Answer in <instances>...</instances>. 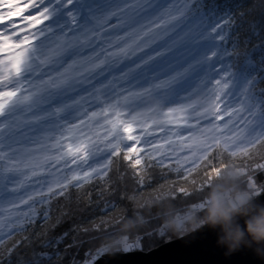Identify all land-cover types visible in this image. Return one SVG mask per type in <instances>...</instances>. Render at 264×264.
<instances>
[{"label": "snow or ice", "instance_id": "snow-or-ice-1", "mask_svg": "<svg viewBox=\"0 0 264 264\" xmlns=\"http://www.w3.org/2000/svg\"><path fill=\"white\" fill-rule=\"evenodd\" d=\"M235 7L225 0H176L177 14L161 23L166 26L175 21L172 31L183 25L179 41L164 52L142 58L134 68L122 70L119 79L126 81L132 72L172 53L171 62L165 60L149 69L153 79L161 74L165 78L140 92L112 99L125 91L113 83L117 77L112 76L99 87L93 83L97 76L110 72L108 66L116 55L103 47L96 50L98 42L93 37L100 36L96 29L115 18L117 23L110 25L112 29H130L116 40L133 37L136 29L132 25L153 8L150 0H29L23 8L16 0H0V54L6 53L0 56V241L6 230L23 226L35 215L29 201L46 203L48 194H62L73 181L79 186L107 176L111 157L119 156L122 150L124 159L131 161L139 173L143 168L137 166H142L145 158L161 165L174 159L178 171L190 162L198 167L214 149L227 151L231 157L247 156L264 143V90H253L255 83L264 80V46L245 53L233 71L230 61L238 54L229 51L228 29L232 27L230 12ZM29 8L36 9V14L23 15ZM172 10L169 8L168 13ZM14 17L22 19L17 22ZM251 35L259 33L253 29ZM140 39L136 36L132 41L136 51H143ZM132 44H126L120 53L127 57ZM87 49L91 52L85 55ZM101 54L103 58L97 60ZM253 55L260 57L259 64L253 62ZM257 72L259 79L254 76ZM193 75L200 77L199 83L208 93L203 102L192 100L187 85ZM140 76L149 83L142 72ZM216 76L219 79H214ZM87 85H92L91 91ZM81 90L94 101L90 106H98L97 111L89 113L83 107L88 100L79 94ZM146 96L158 99L147 107ZM137 102L144 104L148 113L157 112L161 104L174 106L159 111L161 119L149 122L143 112L130 111ZM73 113L86 118L69 126L66 118ZM96 126L104 129L103 135L95 130ZM68 140L72 143H65ZM25 144L36 147L25 148ZM22 151L27 160L20 158ZM34 151L41 155L32 156ZM185 151L189 154L181 156ZM222 167L212 169L205 186H210L213 173ZM256 167L264 170V163ZM85 168L88 170L82 171ZM33 169L47 172L49 179L36 181L40 188L47 184V191L25 193V199L21 189L40 175ZM248 180L250 187H256L251 177ZM179 192L188 194L184 188ZM255 194L260 195V191ZM5 202L9 207L3 206ZM20 205L28 206L27 211H20Z\"/></svg>", "mask_w": 264, "mask_h": 264}, {"label": "trees", "instance_id": "trees-1", "mask_svg": "<svg viewBox=\"0 0 264 264\" xmlns=\"http://www.w3.org/2000/svg\"><path fill=\"white\" fill-rule=\"evenodd\" d=\"M225 2L237 5L230 12L232 27L228 29L229 51L238 54L230 61L236 71V64L245 53L264 46V0ZM253 29L258 36L251 35ZM233 41L236 42L234 47ZM252 59L259 64L258 55H253ZM254 76L259 79L260 73ZM253 90H264V80L255 83ZM217 153H211L208 160L190 172L191 168L184 167L177 171L175 161L161 165L145 158L143 165L137 166L143 168L138 173L131 166L132 162L124 159L122 150L119 156L111 157L107 176L79 186L71 183L62 194H48L46 203L37 204V215L0 241V264H84L103 248L107 238L120 232L122 223L137 210L146 217V223L133 229L129 236L136 245L135 251H151L178 239L170 232L164 233L159 210L149 201L167 194L168 201L180 209L202 201L209 188L205 185L212 169L233 165L229 154ZM249 155L247 160L252 165L264 163V148ZM253 176L263 188L262 195L264 170H255ZM247 179L242 177L241 183L249 189ZM180 188L188 194L180 193Z\"/></svg>", "mask_w": 264, "mask_h": 264}, {"label": "rangeland", "instance_id": "rangeland-1", "mask_svg": "<svg viewBox=\"0 0 264 264\" xmlns=\"http://www.w3.org/2000/svg\"><path fill=\"white\" fill-rule=\"evenodd\" d=\"M16 2H19L21 7L23 8L27 3H29V0H16ZM150 3L153 4V8H151L149 10V13L146 16H143V18H138L139 19V23L138 24H134L132 25V28L136 29V33L133 37L129 38V37H125L124 40H120L117 41L116 38L119 36H124L126 31H130V29L128 28H118V29H112L110 27V25L116 24L117 21L115 18H113L112 20H109L107 24L102 25L100 28H97L96 31L100 33L99 38L97 37H93L94 41L98 42V47L96 48V50H99V47H103L106 49L107 52L109 53H116V55L114 57H112V63L108 66L110 69V72H106L104 76H97L94 80L93 83L95 84L96 87H99L101 83H107L108 79H111L112 76L117 77V79L115 81H113L114 84H117L119 86V88H123L125 91L120 92L119 96H114L112 97V99H119L123 96H126L128 92H140L143 90V88L149 87L151 83H157L160 80H163L165 77L164 75H159L158 77H156V79H153V73L149 71L150 68H154L157 66V64L161 63L162 61L165 60H169L170 61V57L172 56V53H168L167 56L164 57H158L156 61H152L150 62L148 65H144L141 69H137L136 71L132 72L128 78V80H121L120 78V74L121 71H127V69L129 68H134L136 63H140L141 59H147V57L149 55H155L156 52H164L166 51L167 48L169 47H174V42H178L180 36L183 34L181 31V28H183V25L181 26V28H175V31H172V29L175 27L176 22L173 21L172 23H169L165 26V24H162V21H167L169 19V15H176L177 12L175 11V4L176 1L174 0H150ZM147 6V5H146ZM171 8L173 9L171 11V13H168V9ZM37 12L36 9H26V11L23 13V15H35ZM143 15V14H142ZM15 21L19 22L22 17H14L13 18ZM142 25V27H141ZM157 25H160V27H157ZM23 26V25H21ZM37 27H40L39 25ZM105 29H107L105 31ZM151 29V31H149ZM144 33H148L147 35H144ZM167 33V35L165 34ZM136 36L142 37V39H140L139 41V47L143 49V51H136L137 45L136 44H132V41L136 38ZM126 44H132V48L129 50L128 52V56L125 57L123 54L120 53V49L124 48ZM109 45H111V47H109ZM145 45H148L147 47H145ZM133 51H135V55H133ZM91 52V49H87L85 51V55L89 54ZM2 55H6V53L4 54H0V56ZM103 58V54H101L100 57L97 58V60L102 59ZM171 71V70H169ZM143 73L144 77H147L149 79V83H144V79L140 76V73ZM203 75V73H201V76ZM107 77V78H106ZM132 77H136V79H133ZM199 79L200 77L193 75L192 78L189 81V88L190 91H192L193 95H192V100H195L197 102H203L206 97L208 96V93L205 89L204 86H202L199 83ZM214 79H219V76L214 77ZM89 91L92 90V85H87ZM118 90V89H117ZM106 91V90H105ZM80 95H85L86 99L88 100V103H84L83 107L88 109V112L91 113L92 111H97L98 110V106H90V105H94V101H92L91 98H88L86 93L83 92V90L80 91L79 93ZM73 96H76V93H72ZM93 95H95V93H93ZM108 95L110 96L111 93H108ZM182 95H184V93H182ZM146 101V106L147 107H151L154 105V101L156 99H158L155 96H146L145 98ZM121 104H123V100L121 99ZM146 106L144 104H140L139 102H137V104L130 109V111L133 112H143L145 114V117L149 119V122L151 121V119H161V117H159L157 115V113L161 110H166L167 107L170 106H174V105H166V104H161L157 107V112H152V113H148L146 111ZM221 108H223V105H221ZM83 109H81L82 111ZM121 111H124L123 108L120 109ZM223 113L221 112V115ZM86 117H77L76 113H73L71 116H67L66 118V123L67 125H73V124H78L80 119H85ZM109 118L111 119V115L109 116ZM128 117H121V119H127ZM225 119H227V117H225ZM64 120H61L60 123H64ZM100 123L103 124V120H100ZM220 123H223V121H220ZM95 130L98 131L101 135H103L104 133V129L99 128L98 126L95 127ZM49 131H51V129H49ZM138 134V132L136 133ZM182 135H187V132H182ZM55 135L59 136L60 132L56 131ZM64 135L69 136L71 135L70 133L65 132ZM163 135V133H157V136H161ZM162 142V141H161ZM65 143H72L71 140L65 141ZM129 143H133V142H129ZM138 147L143 146L141 145H137ZM25 148H35V145L32 144H25L24 146ZM260 148H264V143H261L259 145H257L254 149H251L249 151H255L258 150ZM219 152V154L222 152L220 149H214L211 153H217ZM227 154H229V152L224 151ZM189 153L187 151H185L184 153H181V156L184 155H188ZM32 156H40L41 153L40 152H33L31 153ZM216 156H218V153L216 154ZM250 155L248 154L247 156H238V157H231L229 154V157L231 159V162L234 166L243 169L244 171L242 172L241 178L242 177H251L253 181H255V185L256 187H250L249 186V190H251L254 194L257 191H260V193L262 192V187H260L257 183L256 180L254 179V171L257 170L258 168L256 167L258 164L256 165H252L250 161L247 160V158ZM20 158L22 160H27V154L24 153L23 151L21 152V156ZM246 158V159H245ZM171 161H175L174 159H172ZM203 161L199 162V166L201 165ZM21 167L23 168V164H21ZM75 167V166H73ZM184 168H191V169H196L197 167H194V164L192 162L186 164L183 166ZM35 171H37L38 173H40V175H38L37 177H33L31 181H28L25 184V187L23 189H21L20 195L23 196L25 199L27 198V196L25 195V193L27 194H32L34 191H43L46 192L47 191V184H45L44 188H40L39 185L36 184L37 180H47L49 179L47 172H41L40 169H33ZM88 169L85 168L82 171H87ZM25 174H29V170L28 169H24ZM69 175H71V173H68ZM82 174V172H81ZM20 179H23V176L19 177ZM248 180V179H247ZM72 183H76L75 181H73ZM249 183V180H248ZM70 185V184H68ZM13 185H9V187H12ZM60 191V189H56V192ZM264 194V193H263ZM256 195V194H255ZM259 195H256V197H258ZM39 199V198H37ZM16 203H18V201H15ZM29 204H31V206L35 209V215L33 217H35L37 215V209L36 206L39 203H32V201H29ZM3 206L5 208L9 207V205L7 204V202H5L3 204ZM28 206L26 205H20V211H27ZM32 217V218H33ZM31 218V219H32ZM29 219V220H31ZM28 220V219H26ZM25 220V221H26ZM18 227V226H17ZM16 227H14L10 232L6 230L4 237H6L9 233H11ZM3 237V238H4ZM129 244L131 245V248L133 249L132 251H135L134 248L136 247L134 241L132 239H129ZM130 252V251H129ZM108 252H105L103 250V248L97 250L95 253H93L89 259L84 263V264H94L96 262L97 259H99L100 257H102L103 254H106Z\"/></svg>", "mask_w": 264, "mask_h": 264}, {"label": "clouds", "instance_id": "clouds-1", "mask_svg": "<svg viewBox=\"0 0 264 264\" xmlns=\"http://www.w3.org/2000/svg\"><path fill=\"white\" fill-rule=\"evenodd\" d=\"M241 175L240 168L225 164L213 173L203 200L182 209L171 204L167 194L149 201L159 210L164 233L183 238L209 228L216 231L217 243L226 248V255L248 247L264 257V202L242 185ZM145 223L142 212L135 211L122 223L118 234L106 239L103 250L111 254L132 251L129 236Z\"/></svg>", "mask_w": 264, "mask_h": 264}, {"label": "water", "instance_id": "water-1", "mask_svg": "<svg viewBox=\"0 0 264 264\" xmlns=\"http://www.w3.org/2000/svg\"><path fill=\"white\" fill-rule=\"evenodd\" d=\"M256 198L264 202V194ZM217 239L216 231L205 228L151 251L106 253L94 264H264V257L248 247L226 255Z\"/></svg>", "mask_w": 264, "mask_h": 264}]
</instances>
